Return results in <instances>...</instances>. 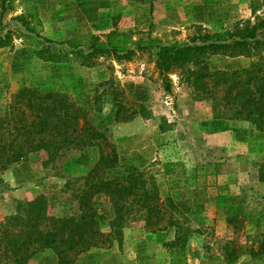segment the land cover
<instances>
[{
	"label": "rangeland",
	"instance_id": "rangeland-1",
	"mask_svg": "<svg viewBox=\"0 0 264 264\" xmlns=\"http://www.w3.org/2000/svg\"><path fill=\"white\" fill-rule=\"evenodd\" d=\"M263 15L264 0H0V116L24 87L56 91L118 153L115 164L97 170L94 164L111 155L102 142L51 161L42 151L0 166V221L37 196L54 215H77L92 177L137 172L157 192L173 225L146 226L144 211L134 209L115 236L112 203L95 195L100 227L114 238L81 253L75 264H263L251 252L264 258V131L244 120L216 118L220 105L198 97L185 71L161 73L154 50L133 43L222 41L238 23ZM112 33H124L133 43L130 59L105 52L84 62L90 43ZM74 38L82 40L77 52L64 43ZM247 61L216 54L208 65ZM119 106L133 117L117 120ZM26 264L58 259L44 249Z\"/></svg>",
	"mask_w": 264,
	"mask_h": 264
},
{
	"label": "trees",
	"instance_id": "trees-1",
	"mask_svg": "<svg viewBox=\"0 0 264 264\" xmlns=\"http://www.w3.org/2000/svg\"><path fill=\"white\" fill-rule=\"evenodd\" d=\"M81 42L75 38L64 41L69 50L76 52ZM133 43L139 49L154 50L161 73L185 71V80L198 91V97L212 100L216 108L220 105L216 118L244 120L264 131V15L238 23L222 41L204 37L191 45H159L154 40ZM132 44L124 33H112L106 41L90 43L84 62L105 52L130 59L134 54ZM216 54L248 61L244 65L211 69L208 58ZM91 63L94 61L86 62ZM164 88L169 91L170 82H164ZM15 97L0 116L2 168L26 159L31 153L43 151L51 161L67 151L86 150L101 142L110 148L111 155L101 158L93 169L110 167L118 160V153L105 133L65 95L24 87ZM133 115L122 106L115 111L117 120H129ZM98 194L107 196L112 203L114 218L110 224L115 236L120 235V227L134 209L143 210L146 226L154 229L162 230L174 223L165 217L157 192L146 188L141 174L132 172L112 179L99 174L91 178L79 197L77 215H54L43 196L19 203L13 214L0 221V264H26L44 249L55 252L58 264H75L81 253L108 246L114 237L100 227L98 202L94 199ZM251 253L253 258L264 259L260 252ZM234 257L228 254L229 259Z\"/></svg>",
	"mask_w": 264,
	"mask_h": 264
}]
</instances>
